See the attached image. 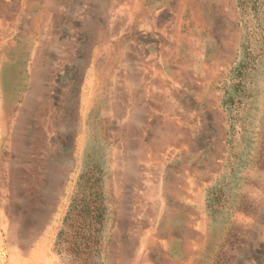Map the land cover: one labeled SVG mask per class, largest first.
I'll list each match as a JSON object with an SVG mask.
<instances>
[{"label": "rangeland", "instance_id": "1", "mask_svg": "<svg viewBox=\"0 0 264 264\" xmlns=\"http://www.w3.org/2000/svg\"><path fill=\"white\" fill-rule=\"evenodd\" d=\"M0 99V264H264V0H0Z\"/></svg>", "mask_w": 264, "mask_h": 264}, {"label": "bare ground", "instance_id": "2", "mask_svg": "<svg viewBox=\"0 0 264 264\" xmlns=\"http://www.w3.org/2000/svg\"><path fill=\"white\" fill-rule=\"evenodd\" d=\"M2 97V96H1ZM1 99H0V122H1V120L3 119V118H5L6 116L4 115V111H3V109H2V106H1ZM4 103V102H3ZM6 108H8V107H6ZM12 115V114H11ZM6 130V129H5ZM7 135V134H6ZM14 138V137H13ZM3 140V139H2ZM8 140V139H7ZM11 140V139H10ZM11 144V143H10ZM40 150V149H39ZM263 164V163H262ZM31 169V168H30ZM26 177V176H25ZM4 187V186H3ZM48 215V214H47ZM5 216V215H4ZM7 218V217H6ZM7 220V219H6ZM10 220H12V219H10ZM204 220V219H203ZM13 221V220H12ZM20 224V223H19ZM22 224V223H21ZM6 226H7V224H6ZM18 228V227H17ZM20 228H21V225H20ZM16 231H17V229H15ZM15 231V232H16ZM22 231H24L23 229H22ZM18 233V232H17ZM19 233H20V231H19ZM13 234V233H12ZM15 235V234H14ZM39 235V234H38ZM16 236V235H15ZM18 236V235H17ZM24 236V235H23ZM8 237V236H7ZM10 237V236H9ZM8 237V238H9ZM18 237H20V236H18ZM13 237H10V239H12ZM24 238V237H23ZM25 238H26V236H25ZM24 238V239H25ZM1 239H3V238H1ZM7 239V238H6ZM17 239H19V238H17ZM20 239H22V238H20ZM12 240H15V238L14 239H12ZM27 241V240H26ZM5 243V242H4ZM7 243H8V241H7ZM12 243V242H11ZM16 243V242H15ZM9 245H10V243H9ZM23 245V244H22ZM11 246V245H10ZM16 246H18V245H16ZM4 248V247H3ZM11 248H13V245H12V247ZM26 248V247H25ZM21 249V248H20ZM6 250H8V248H6ZM12 249H10L9 248V251H11ZM2 251H3V249H2ZM18 251H20V250H18ZM22 251V250H21ZM42 251V250H41ZM13 252V251H12ZM24 252H26L27 253V251H24ZM33 252H35V251H33ZM17 254V253H16ZM15 254V255H16ZM24 255H26L25 253H23ZM19 256V255H18ZM20 258V257H19ZM32 258V257H31ZM3 259V258H2ZM10 259V258H9ZM8 260V259H7ZM10 260H12V259H10ZM31 260V259H30ZM25 263V262H24ZM29 264V263H28Z\"/></svg>", "mask_w": 264, "mask_h": 264}]
</instances>
